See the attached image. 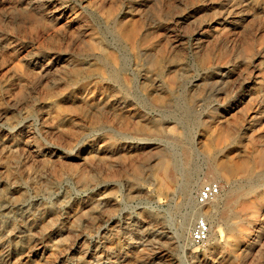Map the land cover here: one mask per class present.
Returning <instances> with one entry per match:
<instances>
[{"label":"rangeland","instance_id":"374dc122","mask_svg":"<svg viewBox=\"0 0 264 264\" xmlns=\"http://www.w3.org/2000/svg\"><path fill=\"white\" fill-rule=\"evenodd\" d=\"M0 264H264V0H0Z\"/></svg>","mask_w":264,"mask_h":264},{"label":"built area","instance_id":"2783aa9c","mask_svg":"<svg viewBox=\"0 0 264 264\" xmlns=\"http://www.w3.org/2000/svg\"><path fill=\"white\" fill-rule=\"evenodd\" d=\"M221 192V186L218 182H209L201 186L198 190L196 201L199 206H205L214 201ZM211 228L206 217L196 218L191 230L190 238L194 244L200 245L208 242Z\"/></svg>","mask_w":264,"mask_h":264},{"label":"bare ground","instance_id":"6f19581e","mask_svg":"<svg viewBox=\"0 0 264 264\" xmlns=\"http://www.w3.org/2000/svg\"><path fill=\"white\" fill-rule=\"evenodd\" d=\"M186 157H190V153L187 152ZM171 172H172L173 178L179 173V169H178L176 162H174L173 168L171 169ZM196 187H197V181L195 180L193 175L187 174L185 176L182 184L180 185V191L182 192V194L184 196L185 205H189L192 203L193 194L195 193ZM237 195H238V189L233 186L231 189V192L229 194V198L225 202V205L228 206L231 203V201L235 198V196H237ZM202 215L207 217L205 212L202 213ZM227 215H229V214H227ZM208 220L215 222L216 224H219V223H222V221H223V215L222 216L217 215V214L210 215V218L208 217Z\"/></svg>","mask_w":264,"mask_h":264}]
</instances>
